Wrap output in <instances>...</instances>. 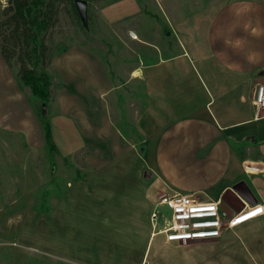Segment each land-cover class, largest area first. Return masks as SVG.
<instances>
[{
	"label": "crops",
	"instance_id": "crops-1",
	"mask_svg": "<svg viewBox=\"0 0 264 264\" xmlns=\"http://www.w3.org/2000/svg\"><path fill=\"white\" fill-rule=\"evenodd\" d=\"M186 3L195 10L206 8L188 18ZM108 4L100 10L101 22L116 29L120 39L134 31L136 37L130 38L141 42L149 60L137 63L134 59L125 67L118 63L114 74L102 52L80 43L53 54L50 71L46 70L53 100L52 140L53 125L58 124L65 133L63 151L84 148L88 168L75 182L70 201L97 200L108 208L109 217L114 214L109 201L130 193L133 183L141 185L148 179L151 184L147 182L143 190L152 201L158 192L170 190L203 193L215 200L244 181L254 203L264 204V119H254L251 104L256 83H264V6L248 7L245 0H154L163 14L166 32L162 36L153 29L155 22L151 26L142 21L141 0ZM113 8L124 13L115 15ZM206 10L212 12L208 17ZM145 30L148 36L141 35ZM0 69L1 76L11 79L1 64ZM128 83L136 86L129 91L124 87ZM121 94L128 99L131 120L121 114ZM1 96L0 110L10 111L8 117L18 116L19 108L24 111L18 121L13 119V132L31 147L44 146V125L33 102L20 95ZM54 146L58 149L55 142ZM246 161L259 170L248 171ZM97 225L98 264L103 257L115 264H143L149 236L140 258V251L134 250L135 256L130 253L133 232L124 233L132 227L112 232ZM235 228L236 239L226 241L230 259L264 264V213ZM122 231L124 236L119 235ZM114 236L120 239L115 238L117 243L112 241ZM90 255L86 250L84 264H94L85 260Z\"/></svg>",
	"mask_w": 264,
	"mask_h": 264
},
{
	"label": "rangeland",
	"instance_id": "rangeland-1",
	"mask_svg": "<svg viewBox=\"0 0 264 264\" xmlns=\"http://www.w3.org/2000/svg\"><path fill=\"white\" fill-rule=\"evenodd\" d=\"M115 1L89 0L86 3L84 26L78 12L76 13L70 2L54 1V22L46 32L38 34V38L42 39L48 48L46 59L48 60L49 55L52 58L55 52L80 43L102 52L114 74L117 73L115 70L118 68V63L125 67L134 59L137 63L148 62V53L142 49L143 46L138 39H132L130 35L127 39H120L114 33L116 29H111L101 22L100 10L104 9L108 2ZM245 1L249 2L248 7H251V4L254 8L258 4L264 6V0ZM141 2L144 10L142 21L151 26L153 22L158 23L156 28L153 24V29L163 36L166 32L165 25L162 23L163 14L155 6L154 0H141ZM9 5L8 0H0V64L7 77L11 78L6 80L0 74V87L5 89L0 92V99L3 100L1 95L7 97L10 94L27 97L33 102L35 111L39 113L41 103L17 76L20 66L17 60L19 49L17 32L14 30L12 20H9L12 10H6ZM193 7L194 5L189 3L183 7L188 18L194 17L206 8L197 7L195 10ZM111 12L115 15L124 13L122 8H113ZM211 14L212 12L205 11V17ZM138 19H135L133 23ZM142 34L148 36V30L143 31ZM1 50L10 58L9 64L4 61ZM50 64L51 62L47 61L45 66L48 71L51 68ZM133 86L136 85L133 83L124 85L129 91H131L129 87ZM122 95H119L121 111L123 110L121 114L126 121L131 120L126 108L128 99ZM52 101L51 94L43 112L48 120L52 116L50 115ZM1 111L0 262L6 260V264H84V254L88 250L91 253V259L86 258V262L91 260L94 264H98L97 260L100 259L101 252L97 248V243L99 245L96 239L98 232H95L97 224L111 229L112 232L120 230L122 226L123 230L126 227H132L119 235L124 236L123 232H129L127 235L130 236L133 232L134 240H131L130 253L131 256H135L137 251H140L141 258L150 233L149 215L153 205L152 200L146 199L143 188L147 182L151 184V181L144 179L141 185L133 183L131 186L134 190L131 189L130 193H124L115 197L113 201H109V207L113 208L114 213L109 217L106 215L108 208L97 200L70 201L68 196L76 187L75 182L88 170L85 164L84 148L74 153L63 151L65 133L59 130L58 124L53 125V138L58 149L55 146L49 148L47 144L36 148L31 147L22 136L13 132L15 131L13 119L18 121L20 114L24 111L22 109L20 111L19 108L18 116L15 117L14 115L8 117L11 114L7 109L4 111L1 109ZM130 137L133 138V135ZM96 188L94 190L99 191ZM85 189L83 187L84 191ZM206 192L209 196L216 197L211 191L206 190ZM197 194L201 198H205L204 195H206ZM89 195L93 196L92 193ZM125 211L128 212L125 214ZM120 213L125 216H121ZM115 238L120 240L118 236H114L112 241ZM235 239L234 229L225 231L219 238L194 240L183 244L165 243L162 235H157L148 244L143 264H245L243 261H237L236 258L230 259L226 241ZM118 240L114 242L117 243ZM105 243L107 242L103 243L104 246H106ZM108 246H110L109 242ZM101 261V264H115L111 260L105 261L104 257Z\"/></svg>",
	"mask_w": 264,
	"mask_h": 264
},
{
	"label": "built area",
	"instance_id": "built-area-1",
	"mask_svg": "<svg viewBox=\"0 0 264 264\" xmlns=\"http://www.w3.org/2000/svg\"><path fill=\"white\" fill-rule=\"evenodd\" d=\"M129 35L136 37L133 31ZM251 104L254 119H264V83H256ZM239 198L242 208L229 216L220 207L221 197L211 200L199 197L196 192L160 191L149 215V238L162 235L166 243L176 244L219 238L225 230L264 213V204Z\"/></svg>",
	"mask_w": 264,
	"mask_h": 264
},
{
	"label": "trees",
	"instance_id": "trees-1",
	"mask_svg": "<svg viewBox=\"0 0 264 264\" xmlns=\"http://www.w3.org/2000/svg\"><path fill=\"white\" fill-rule=\"evenodd\" d=\"M8 1L10 5L6 7V10H12L9 20H12L14 30L17 32L16 39L19 49L17 60L20 63L17 71L18 79L23 85L29 87L31 94L41 104H47L51 98V82L45 66L47 65V61L51 62V57L49 55L48 60L46 59L48 48L43 40L38 38V34L46 32L53 24L54 1L56 0ZM67 1L73 5L77 13L75 0ZM86 1L88 2L89 0ZM1 53L9 64L10 58L2 50ZM38 114L44 125L46 144L49 148H53L54 142L52 140L51 124L42 112L41 105Z\"/></svg>",
	"mask_w": 264,
	"mask_h": 264
},
{
	"label": "water",
	"instance_id": "water-1",
	"mask_svg": "<svg viewBox=\"0 0 264 264\" xmlns=\"http://www.w3.org/2000/svg\"><path fill=\"white\" fill-rule=\"evenodd\" d=\"M86 3V0H75L76 9L83 24H85L86 22ZM41 107L42 112H44L46 109V103H42ZM239 195L248 202H255V199H252V193L246 186L245 182L239 181L231 187L227 188L221 195L220 207L226 212L227 215L231 216L235 211H238L242 208L243 204L238 198ZM230 199H233L236 204H233ZM226 206L229 207L231 211H228Z\"/></svg>",
	"mask_w": 264,
	"mask_h": 264
},
{
	"label": "bare ground",
	"instance_id": "bare-ground-1",
	"mask_svg": "<svg viewBox=\"0 0 264 264\" xmlns=\"http://www.w3.org/2000/svg\"><path fill=\"white\" fill-rule=\"evenodd\" d=\"M135 75H137L138 73H139V71H137V70H135L134 72H133ZM245 166H246V169H248V171H258L259 170V168H256L255 166H254V164H253V162H251V161H246L245 162Z\"/></svg>",
	"mask_w": 264,
	"mask_h": 264
},
{
	"label": "flooded vegetation",
	"instance_id": "flooded-vegetation-1",
	"mask_svg": "<svg viewBox=\"0 0 264 264\" xmlns=\"http://www.w3.org/2000/svg\"><path fill=\"white\" fill-rule=\"evenodd\" d=\"M230 201H231L233 204H236V202H235L233 199H230Z\"/></svg>",
	"mask_w": 264,
	"mask_h": 264
},
{
	"label": "snow or ice",
	"instance_id": "snow-or-ice-1",
	"mask_svg": "<svg viewBox=\"0 0 264 264\" xmlns=\"http://www.w3.org/2000/svg\"><path fill=\"white\" fill-rule=\"evenodd\" d=\"M255 213H253V215H254Z\"/></svg>",
	"mask_w": 264,
	"mask_h": 264
}]
</instances>
